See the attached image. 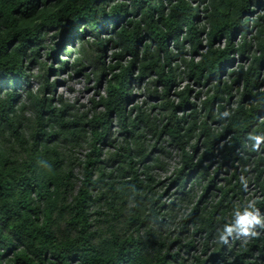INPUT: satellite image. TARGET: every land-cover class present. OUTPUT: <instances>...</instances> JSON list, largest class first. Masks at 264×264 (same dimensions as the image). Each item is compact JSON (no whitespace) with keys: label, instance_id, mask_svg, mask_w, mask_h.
I'll list each match as a JSON object with an SVG mask.
<instances>
[{"label":"trees","instance_id":"16d2710c","mask_svg":"<svg viewBox=\"0 0 264 264\" xmlns=\"http://www.w3.org/2000/svg\"><path fill=\"white\" fill-rule=\"evenodd\" d=\"M116 1L0 0V264H264V235L250 248L238 243L228 249L231 237L227 244L218 238L246 202L231 207V189L222 188L221 197L216 194L204 202L215 184L212 175L208 177V159L216 158L217 144L230 134L220 155L244 168L256 158V181L264 190V156L259 149L263 144L264 151V139H256L264 137V0H129L131 5ZM87 27L94 40L82 38L75 66L84 68V61L94 60L100 77L113 73L107 95L94 105L105 111L91 118L70 114L66 104L59 110L48 105L45 83L33 88L31 78L38 82L44 73L48 77L53 66L42 63L35 77L28 74L29 61L40 65L37 56L49 32L57 28L65 38ZM102 29L110 34L107 40ZM143 31L149 41L141 45ZM205 34L209 49L195 63L185 51L189 46L190 55H196ZM222 39L225 48H217L215 42ZM110 43L121 51L114 66L101 61ZM51 53L55 59L56 50L46 51L47 57ZM129 54L133 61L123 66ZM232 56L240 63L230 73L232 84H223ZM179 60L200 81L217 83L203 102L201 111H208L204 120L197 113L187 114L186 92L180 107L168 100L177 85L173 64ZM136 64L139 72H134ZM148 76L157 77L152 82L156 87L164 85L162 108L170 123L162 133L185 151L179 127L183 122L186 137L197 133L206 148L200 164L185 152V168L176 178L181 187L173 194L177 201L169 205L157 191L161 183L151 175L150 165L159 160L145 164L150 157L137 133L139 128L151 130L150 110L143 103L127 113L132 88ZM240 84L241 97L232 106L234 87ZM179 109L184 116L180 119ZM114 114L123 141L115 151L105 152L107 142L114 144L104 137ZM204 160L208 166L199 171ZM263 206L255 207L261 211ZM197 237L206 240L201 256H193ZM212 246L214 252L204 259Z\"/></svg>","mask_w":264,"mask_h":264},{"label":"rangeland","instance_id":"374dc122","mask_svg":"<svg viewBox=\"0 0 264 264\" xmlns=\"http://www.w3.org/2000/svg\"><path fill=\"white\" fill-rule=\"evenodd\" d=\"M119 2H125L131 5L129 0H117ZM115 3V4H117ZM141 17H138L137 20H140ZM144 29V28H143ZM85 32H76V33H68L65 38H61L60 34L58 33L57 28L53 29L51 32L45 36L42 46H41V54H38L37 58L38 61L41 62L39 64H32L31 61L28 62V74L35 77L40 70L42 69L43 64L47 63V67H52L53 70L47 77V73H44V77H41L40 80L37 82L34 78H31V83L35 90L40 89L43 83L47 85V90L43 94L45 98V102L50 105L52 104L55 109L59 110L63 104L69 106L70 110L69 113H76L79 112L82 115H86L87 117H92L96 113H103L105 109L98 105L95 109V103H99L103 97H105L108 93V84L109 80L112 79L113 73L107 71L105 76L100 77L99 72L96 71V65L93 64L96 61L92 60V62L84 61L85 66L84 68L75 66V62L77 57L79 56L77 51L82 46V38L85 40H94V32L91 31L88 27L85 29ZM54 34V35H52ZM82 34H85L82 37ZM110 35L109 33L105 32V30H101V36L108 39ZM81 37V39H78ZM206 34L202 37L203 47L199 50L196 55H190L192 52L188 46L185 51V55L191 61L195 63H199V61L203 58V55L207 53L209 49V45L206 42ZM240 35L235 38V41L238 42L240 40ZM63 39H70V41L64 42ZM141 45H144L149 41L147 37V31L142 32L141 36ZM226 40L222 39L220 41L215 42V46L217 48H225ZM189 45V44H188ZM174 46L172 44L171 48ZM170 48V49H171ZM56 50V58L54 59V54L51 53L49 57H47L46 51ZM121 51L118 46H115L113 43L107 44V48L103 51L102 55V62L106 63L108 66H114L115 55L119 54ZM183 55V58L186 56ZM33 59V58H31ZM234 60L233 64L227 67L225 73L221 77L223 80V84L230 83V73L232 70L236 69L238 64L240 63V58L238 56H232ZM54 61V62H53ZM133 61L132 55H126L123 57L121 64L123 66H128ZM53 62V63H52ZM67 62V63H65ZM173 66L175 69L174 79L177 82V85L172 86L171 94L168 97V100L173 103L175 106H181V96L184 92H186V97L188 99L189 107H187V114L189 113H197L199 120H204L205 117L208 115V111H201L203 102L209 97V94H213V86L217 84L216 82H207V81H200L199 76L195 74L192 75V71L186 70L183 66V63L175 62ZM68 72V74L66 73ZM134 72H139V64H136L134 68ZM166 73H169V66H167ZM262 76L264 77V70L262 71ZM156 76H148L145 77L139 84H135L132 88V97L131 100L127 103V113L136 106H142L145 104V108L150 110V127L149 132L143 131L142 129H138L137 133L142 135V143H143V150L149 154L150 159L145 162L146 165L153 164L154 160H159V163H154L150 165L153 168L152 177L158 183L160 182L159 186L157 187V191L160 195L163 196V201L167 202L169 205L173 201H177L173 194L176 190L181 187L180 182H176V178L178 177L179 173L184 170L185 168V152H188L192 157H194V164H200L202 159V154L206 150L204 146V139L198 137V134H193L192 138L188 139L186 137V127L187 125L180 123L179 127L181 132V137L186 141V148L185 151L177 145L176 140H172L166 133L163 132V127L166 124H169V120L164 118L165 114L167 113L165 109L162 107L164 106L163 93H164V85L158 84L156 87L155 83H152L156 80ZM264 81V78H261ZM244 84H240L234 87V97L232 101V106H235L243 91ZM211 89V90H210ZM150 91V92H149ZM158 91L157 94L149 95L151 92L155 93ZM24 95L22 96V100H24ZM221 98H226L223 94ZM147 102V103H146ZM225 104V103H224ZM183 107V106H182ZM218 103H215V113L218 112ZM227 108L228 105H226ZM185 108V107H184ZM137 110H135L132 114L135 115ZM30 114H28L29 116ZM114 114V119L112 122V127L109 130V133L104 135L105 139L109 141H113L114 144L111 146L107 142L105 152H113L115 151L116 146L121 144L123 141V137L120 134V129L117 124L116 118ZM131 115V114H130ZM178 118H182L183 116V109H179L177 112ZM162 118V122H159L157 119ZM214 128H218V126H214ZM232 138V134L225 137L223 141L217 144L215 152L217 154L216 158L208 159V162H211L209 176L215 179V184L211 188V190L206 194V198L204 202H209L214 198V195H218V197L222 196V189H231V207L240 204L242 201L246 202V204L253 203L255 206L258 203H264V190L256 181V173L254 172V161L256 158H251L250 168H244L240 162L231 163L225 162L223 157L220 155L219 149H222L224 145L230 143ZM263 145V144H262ZM261 145V146H262ZM259 146L260 152L264 151L263 147ZM194 147H197V151L194 150ZM87 152V150L83 151V154ZM207 161L204 160L202 165L199 169L202 170L207 167ZM144 170H139V173H142ZM189 169L187 168L185 172V176H188ZM217 172L216 174H214ZM236 174V177L234 175ZM192 181H189V185L192 184ZM230 182V185L229 184ZM179 191V189L177 190ZM246 207V206H245ZM261 215L264 216V206L263 209L260 211ZM258 235L256 236H239V237H231V244H228V249L238 244L243 247L254 246L255 239L262 238L264 235V227L258 226L256 229ZM196 251L194 252L193 256L200 255L205 249L206 240L204 237H197L196 238ZM262 245V244H261ZM215 250V246H212L208 251V255L204 256V259L209 258ZM248 250V249H247ZM257 251V248L255 249ZM256 253L254 251L253 256Z\"/></svg>","mask_w":264,"mask_h":264},{"label":"clouds","instance_id":"9594fccd","mask_svg":"<svg viewBox=\"0 0 264 264\" xmlns=\"http://www.w3.org/2000/svg\"><path fill=\"white\" fill-rule=\"evenodd\" d=\"M258 143L264 137L256 138ZM258 226L264 227V216L260 214L259 209L255 207L254 202L248 204L242 209L234 211L231 222L225 223L219 231V241L227 244L230 237L256 236Z\"/></svg>","mask_w":264,"mask_h":264}]
</instances>
